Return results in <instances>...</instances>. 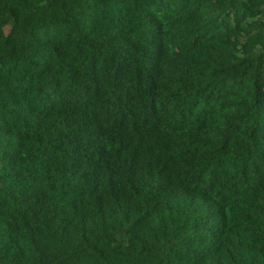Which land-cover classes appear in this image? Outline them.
<instances>
[{"label": "trees", "instance_id": "obj_1", "mask_svg": "<svg viewBox=\"0 0 264 264\" xmlns=\"http://www.w3.org/2000/svg\"><path fill=\"white\" fill-rule=\"evenodd\" d=\"M0 264H264V0H0Z\"/></svg>", "mask_w": 264, "mask_h": 264}]
</instances>
